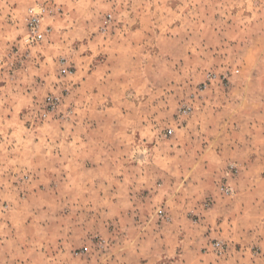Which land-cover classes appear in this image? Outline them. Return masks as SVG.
I'll use <instances>...</instances> for the list:
<instances>
[{
	"label": "rangeland",
	"instance_id": "obj_1",
	"mask_svg": "<svg viewBox=\"0 0 264 264\" xmlns=\"http://www.w3.org/2000/svg\"><path fill=\"white\" fill-rule=\"evenodd\" d=\"M38 4L46 37L29 47ZM13 22L24 31L0 47V264H220L208 192L226 182L235 196L239 167L208 172L193 139L219 134L209 101L234 114L264 99V0H0V28ZM111 55L116 79L90 78ZM251 186L246 204L264 199V182Z\"/></svg>",
	"mask_w": 264,
	"mask_h": 264
},
{
	"label": "crops",
	"instance_id": "obj_2",
	"mask_svg": "<svg viewBox=\"0 0 264 264\" xmlns=\"http://www.w3.org/2000/svg\"><path fill=\"white\" fill-rule=\"evenodd\" d=\"M13 23L15 24L9 26L11 29H8L6 26H3L4 29L0 28V47L3 45L8 47V43L12 42V40H16L15 38L20 35L19 32L24 31L21 23ZM122 45L123 43L119 44V46ZM8 48H11V45H9ZM117 59V55H111L107 59H102L97 65L90 68L89 77L96 78L99 82L100 78L104 79L101 83L116 79L117 75H115L113 63L116 62L120 65V60ZM116 81L117 80H115V82ZM248 93L249 90L247 91L245 88L240 89V94L248 95ZM247 98V96L245 98L242 97L239 104L246 101ZM253 100L252 98L251 101ZM240 105L241 108L239 110L237 108L234 114L229 111V107H233V104L231 105L228 99L227 103H225L224 100H220L219 102L209 101L204 106L202 110L204 111L203 114H208V117H210L209 122L216 121L219 134L215 137L212 135H201L200 139H193L194 142L198 141L201 143L200 145L203 144V148H201L199 153H195V156L204 159L209 158V163L205 164L207 171L210 173L217 171L218 175H224V173H226L224 170H226L227 166L235 162L239 167L235 181L240 185L242 183H249L252 185L251 189H254V186H257L259 182H264V176H261V180L255 177H251V179L248 180L249 174H253L256 172V168L261 166L259 173L264 174V162H262L264 161V99L260 101V103L251 102L248 105L247 103H242ZM246 106H249V108H246ZM198 123L195 121V116H193L191 124L193 133L198 131ZM194 146L196 149V145ZM196 150H188V153L196 152ZM182 151V149L178 150V152ZM211 159H215V161L219 163L213 166L210 161ZM254 179L256 182L253 183ZM209 180H211V178ZM240 185L236 187L239 191L237 190V194L235 196L233 195V200L225 197L226 195L221 190V183L218 184V192L215 191L217 190L215 186L209 187L210 191L208 194L211 193L212 190V195L214 194V199L218 203L215 204L216 212L218 214L222 212L220 213L221 215L218 216V221L215 225L217 228L216 233L214 230L211 233H215L214 236H217L215 239L223 240L228 244L226 254L219 258V261L220 264H264V199L261 198L259 202L252 199V201H250L252 204H246L245 194H250V192L245 194L241 193L240 190L242 188H240ZM247 188L250 189L249 187ZM167 191H169L167 188L159 190L156 196L165 197ZM233 196L229 197L232 198ZM249 205L255 209V212H257L256 209L263 211V216L258 218L257 221L251 219L252 217L249 215L250 211H248ZM219 209L220 212L217 211ZM247 226L250 229H245ZM13 236L15 237L16 235L13 234ZM20 253V256H23L26 261L32 252L30 248L25 247ZM15 255L16 254L11 256V260L15 264H21L18 263L19 261L15 260ZM8 260L10 261V259ZM24 264H31V260L29 259V261Z\"/></svg>",
	"mask_w": 264,
	"mask_h": 264
},
{
	"label": "built area",
	"instance_id": "obj_3",
	"mask_svg": "<svg viewBox=\"0 0 264 264\" xmlns=\"http://www.w3.org/2000/svg\"><path fill=\"white\" fill-rule=\"evenodd\" d=\"M40 11H35V8H30L29 10V16L27 19V33L23 37L22 41L25 45H28L29 47L36 46L44 41L46 35L44 30L41 28V21L42 17L41 14L43 11H45V7H43L41 4H38ZM215 78V75H208V81L211 82ZM204 87H207V83L204 84ZM201 90H203V87H201ZM57 105V98L54 95H47L45 99V106L42 110V117H47L51 111H53L56 108ZM192 106L191 104L183 105L180 108V111L178 113V118L184 117L186 115H189L192 112ZM169 135L173 133L172 129H169L168 131ZM237 169L234 167V165H230L227 175L233 174ZM221 190L226 195L233 196L234 190L230 185H228L226 182H222L221 184ZM158 214L160 217L164 216V211L159 210ZM213 249L218 254H224L227 252L228 247L227 244L223 240H216L213 243Z\"/></svg>",
	"mask_w": 264,
	"mask_h": 264
}]
</instances>
